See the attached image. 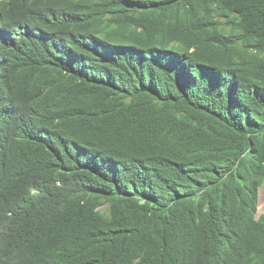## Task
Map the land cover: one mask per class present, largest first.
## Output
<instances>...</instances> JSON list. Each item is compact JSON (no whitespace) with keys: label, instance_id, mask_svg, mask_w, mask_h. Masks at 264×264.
<instances>
[{"label":"trees","instance_id":"obj_1","mask_svg":"<svg viewBox=\"0 0 264 264\" xmlns=\"http://www.w3.org/2000/svg\"><path fill=\"white\" fill-rule=\"evenodd\" d=\"M263 180L264 0H0V264H264Z\"/></svg>","mask_w":264,"mask_h":264},{"label":"rangeland","instance_id":"obj_2","mask_svg":"<svg viewBox=\"0 0 264 264\" xmlns=\"http://www.w3.org/2000/svg\"><path fill=\"white\" fill-rule=\"evenodd\" d=\"M203 86L205 88H208L210 90H212V88H210L209 86H206V84L204 83ZM106 206L107 205H103L100 208V210L104 213H106ZM261 215H264V180L262 182V184L260 185V187L258 188V195H257V211H256V217H259Z\"/></svg>","mask_w":264,"mask_h":264},{"label":"clouds","instance_id":"obj_3","mask_svg":"<svg viewBox=\"0 0 264 264\" xmlns=\"http://www.w3.org/2000/svg\"><path fill=\"white\" fill-rule=\"evenodd\" d=\"M255 217H256V214H255ZM256 218H258V217H256Z\"/></svg>","mask_w":264,"mask_h":264}]
</instances>
